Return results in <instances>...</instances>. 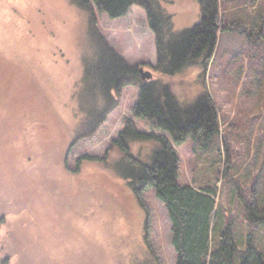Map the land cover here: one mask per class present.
I'll list each match as a JSON object with an SVG mask.
<instances>
[{"label": "rangeland", "instance_id": "374dc122", "mask_svg": "<svg viewBox=\"0 0 264 264\" xmlns=\"http://www.w3.org/2000/svg\"><path fill=\"white\" fill-rule=\"evenodd\" d=\"M159 1L177 33L201 20L196 0ZM222 12L235 27L219 35L207 69L187 67L172 77L155 70L156 36L145 9L133 6L117 19L96 12V18L110 45L171 86L179 101L189 104L204 90L212 96L219 135L172 146L181 159V184L211 185L220 170L217 204L234 223L239 261L249 242L264 249V221L251 225L233 197L238 188L246 197L256 188L264 205V189L255 183L264 168V0H229ZM88 30L89 15L72 0H0V262L152 264L153 252L159 264H175L172 224L154 189L144 208L107 164L88 161L72 175L61 160L77 136L79 102L89 89L81 84L84 56L92 52ZM138 99L136 86L125 87L100 129L73 145L70 167L83 156L103 158ZM155 148L134 142L131 153L151 163ZM119 159L113 151L109 164Z\"/></svg>", "mask_w": 264, "mask_h": 264}, {"label": "trees", "instance_id": "16d2710c", "mask_svg": "<svg viewBox=\"0 0 264 264\" xmlns=\"http://www.w3.org/2000/svg\"><path fill=\"white\" fill-rule=\"evenodd\" d=\"M72 1L89 15L87 46L92 52L84 56L85 73L81 84L89 89L82 90L83 99L79 102L81 125L77 136L61 154L65 170L78 175L88 161L107 164L117 177L128 182L129 190L144 208L146 193L154 189L172 224L175 264H264V249L251 242L244 247L239 261L236 259L234 223L220 212L217 204L221 192L218 187L222 177L220 170L215 172L211 185L198 187L179 181L181 159L172 142L182 145L190 137L203 135L211 139L220 133L219 115L212 96L204 90L191 103L184 104L171 86L157 80H142L141 65L126 61L97 28L96 12L117 19L124 17L133 6L142 7L156 36L158 61L155 70L160 75L172 77L187 67L206 70L216 52L219 35L235 27L225 24L222 12L223 3L229 0H196L201 10L200 22L179 33L174 31L172 18L159 0ZM89 57L92 61L87 60ZM131 85L139 89L138 102L131 107V117L125 119L124 128L112 140L106 155L103 158L83 156L75 160L74 167H70L68 160L73 145L100 129L109 114L119 106L125 87ZM134 120L143 121L151 131H140ZM134 142L156 145L151 163H144L131 153ZM113 151L120 153L121 159L109 164ZM227 174L223 172L224 179L228 178ZM255 183L264 189V168L256 174ZM244 192L238 188L233 197L244 213L247 211L245 218L251 225L263 222L264 205L261 206L257 189L253 188L248 197ZM151 254L154 255L152 264H159L155 254Z\"/></svg>", "mask_w": 264, "mask_h": 264}, {"label": "water", "instance_id": "95a60500", "mask_svg": "<svg viewBox=\"0 0 264 264\" xmlns=\"http://www.w3.org/2000/svg\"><path fill=\"white\" fill-rule=\"evenodd\" d=\"M140 75L144 81H152L155 79L154 74L151 71L145 70L144 67H140Z\"/></svg>", "mask_w": 264, "mask_h": 264}]
</instances>
